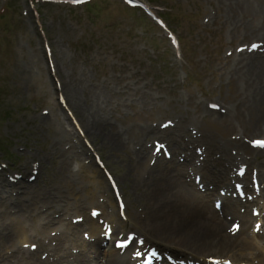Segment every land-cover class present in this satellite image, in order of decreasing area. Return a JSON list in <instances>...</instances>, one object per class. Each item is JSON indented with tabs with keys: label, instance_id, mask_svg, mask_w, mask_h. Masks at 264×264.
I'll list each match as a JSON object with an SVG mask.
<instances>
[{
	"label": "rangeland",
	"instance_id": "obj_1",
	"mask_svg": "<svg viewBox=\"0 0 264 264\" xmlns=\"http://www.w3.org/2000/svg\"><path fill=\"white\" fill-rule=\"evenodd\" d=\"M81 1L0 0V170L6 178L20 182L21 176L33 172L37 178L30 177L28 182H35L34 189L45 199L53 195L68 203L62 206L65 212L52 216L48 202L31 204L38 209L34 215H45L46 220L35 218L38 227L28 220L24 228L29 232L18 235L20 239L13 238L16 247L9 249L16 251L21 242H28L20 253L26 264L47 263L44 258L59 227L58 220L66 224L68 214L76 227L87 224L95 209L92 212L99 213L100 219L102 213L110 215L115 230L134 231L133 219L148 200L131 162L139 147L153 141L146 138L145 128L159 124L166 128L170 122L188 125L197 137L226 150L241 145L253 148L254 140H264L263 129L254 124L260 112L243 103L238 76L232 78L236 47L264 31V19L256 10L238 11L233 18L234 13L221 0H136L140 4L136 7L131 4L133 0H91L89 6L79 4ZM147 9L167 30L148 15ZM232 19L236 23H230ZM230 24L237 26L231 28ZM231 53L233 64L229 62ZM62 83L81 86L83 98L93 94L106 97L109 106L104 107V134L121 135L126 149L115 147L103 134L91 140L79 133L58 94ZM86 90L89 94L83 95ZM212 106L218 109L214 110L216 115L208 113ZM64 131L76 148V156L72 152L65 155L71 173L66 171L68 165L61 155L51 152L55 145L69 150L72 144L60 146ZM173 136L176 155L181 154L186 161L194 158L197 164L203 155L190 153L195 140ZM154 145L159 148L156 139ZM220 155H208L212 161L208 160L205 168L215 174L222 171L224 158ZM260 171L264 178V168ZM66 175L70 191L61 187ZM256 182L250 183L255 191L259 190ZM20 190L14 188L8 194L16 198ZM114 193L119 200L115 201ZM110 198L115 201L113 216ZM25 200L26 196L21 199ZM102 200L107 203L104 208ZM82 212L87 218L78 216ZM75 216L79 218L73 219ZM258 225L255 222L252 232L258 231ZM66 228L65 238H71V228ZM84 233L91 239L88 232ZM116 241L123 239L112 237L106 248L114 249ZM7 248L0 245V254ZM83 248L72 246L69 251L82 254ZM50 260L48 264H60L52 257Z\"/></svg>",
	"mask_w": 264,
	"mask_h": 264
},
{
	"label": "bare ground",
	"instance_id": "obj_2",
	"mask_svg": "<svg viewBox=\"0 0 264 264\" xmlns=\"http://www.w3.org/2000/svg\"><path fill=\"white\" fill-rule=\"evenodd\" d=\"M221 2L234 13L233 18L238 11L256 10V13L264 19V0H221ZM230 23H236L235 19ZM233 26L237 25L230 24L231 28H234ZM253 45L257 47L254 48ZM234 56L235 63L233 53L229 54V62L234 63L235 67L233 75L231 74L232 78L238 76L239 93L243 96V103L249 109L260 112L254 124L260 131L263 129L260 133L264 134V31L259 36L255 35L253 40H245L243 44L238 45ZM58 86L60 90L58 94L61 95L69 111L68 116L72 117V122L80 134L91 140L103 134V138L113 143L115 147L127 148L121 135L109 137L104 134L106 124L104 107L109 106L106 105L104 95L93 94L83 98L79 93L81 86L74 88L63 83ZM84 94H89V91L86 90ZM215 108L217 107L212 106L208 113L216 115L214 110L218 109ZM162 125L143 130L146 138H151L153 141L148 146L139 147L140 151L131 161L133 169L137 172L136 178L141 179L139 184L148 199L147 205L133 219L134 231L122 233L115 230L109 219L110 215L106 216L103 213L102 219L98 216L94 217L95 220L88 218L87 224H79L75 227V223L71 222V215L66 213L70 217L64 219L66 224L62 219L58 220L59 227L54 231L56 235L51 239L50 249L44 258L46 264L50 263L51 257L60 264L63 262L68 264H141V262L142 264H218V262L264 264V178L260 171V168H264V153H261L264 149L250 148L247 145H241L237 149L217 148L212 143L205 142L202 137H197L188 125L181 127L171 122L166 128ZM140 132L142 133V130ZM173 135L195 140L193 143L196 144H192L190 153L204 157L202 156L196 164L194 158L186 161L181 154L176 155V146L172 145ZM155 139L159 148L154 145ZM59 140L61 147L62 144L68 146L72 144L66 131ZM130 143L133 144L134 141ZM138 146H141L140 142ZM75 149L73 144L67 151L60 150L55 145L51 148V152L53 151L55 155L59 153L63 163L68 165L65 155L71 152L74 154ZM183 149L188 150V147ZM219 153H222L223 156H220L224 158L223 169L215 174L205 167L208 160L212 161L209 156L214 155L217 158ZM163 155H167L168 158ZM173 157H176L177 161L171 163ZM191 167L193 170L190 171ZM70 168V165L66 168L69 173L72 172ZM197 169L205 170L207 173L199 175V172H195ZM240 171H244L242 176L238 175ZM21 177V182L6 178L4 171L0 170V205L3 209L0 212V245L4 248L9 247L5 249L3 255L0 254V262L4 264H26L25 257L22 258L20 253L21 247L25 248L24 243L28 242H21L18 250L9 252L10 248L16 247L13 238L29 232L24 228L28 220L32 222L36 220L35 218L46 220L43 219L45 215L37 213L34 215L38 209L36 211V207H31V204L48 202L49 209L47 206L46 208L51 216L65 212L62 206L68 204L67 199L59 201L53 195L45 199L41 191L35 190V182H28L30 177L36 180L35 173L29 172ZM254 179L259 185V190L256 191L250 185ZM66 180L62 179L61 183L64 185L61 184V187L70 191L72 186L67 175ZM14 188L21 189L20 195L16 198L8 194L9 190ZM59 188L56 190L58 191ZM5 194L7 197L3 199ZM25 196L26 200L21 201ZM14 199L20 201H13ZM116 200H119V197L115 194ZM115 201L111 198L110 202L107 201L112 216L115 215ZM28 203L30 204L27 207ZM101 204H103L101 208H104L107 203L102 200ZM118 204L120 205L119 202ZM72 206L75 207L74 204ZM54 209L55 212L51 213ZM92 211L95 209L91 210L93 215L95 212ZM254 212L258 213L256 217L253 215ZM85 215V212H82L78 216L86 217ZM78 216L73 219H78ZM255 222L259 223V229L252 232ZM34 223L35 227H38L36 222ZM65 225L68 227L66 230L71 228V238H65L63 232ZM84 231L88 232L91 239L85 238ZM114 236L124 239L125 253H122V249L106 248ZM149 242L150 244L147 245L146 243ZM78 245H83L84 253L74 254L69 251L72 246ZM127 252L131 254L128 255ZM60 253L64 254L59 256ZM133 254L137 255V259Z\"/></svg>",
	"mask_w": 264,
	"mask_h": 264
},
{
	"label": "snow or ice",
	"instance_id": "obj_3",
	"mask_svg": "<svg viewBox=\"0 0 264 264\" xmlns=\"http://www.w3.org/2000/svg\"><path fill=\"white\" fill-rule=\"evenodd\" d=\"M253 47H257V45H253ZM260 146H264V141H261V142H257ZM159 150V149H158ZM93 215H95V213H93Z\"/></svg>",
	"mask_w": 264,
	"mask_h": 264
}]
</instances>
